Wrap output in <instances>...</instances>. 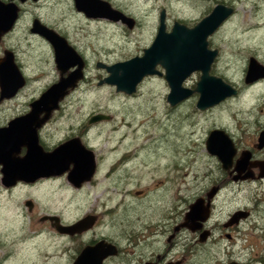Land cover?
<instances>
[{
	"label": "rangeland",
	"instance_id": "obj_1",
	"mask_svg": "<svg viewBox=\"0 0 264 264\" xmlns=\"http://www.w3.org/2000/svg\"><path fill=\"white\" fill-rule=\"evenodd\" d=\"M116 2H125V9L132 12L138 21L136 28L127 30L123 26L116 27L105 22H87L79 19L80 16L74 12H69L66 0H49L48 11L52 13L50 18L56 20L59 16L63 17L62 21L65 20V24L71 27L72 43L85 52L87 74L64 100L62 109L42 131L43 139L48 145L54 144L65 135L78 130L91 114H107L110 120L99 121L91 126L87 122L88 130L86 137L84 136L87 141L85 144L92 146L95 154L103 158L98 162L92 180L77 191L68 185L65 176L52 177L31 185H19L12 192L2 190L0 184V264H32V260L33 264H61L63 260L60 259V254L65 249L64 245L68 247L69 243L66 238L56 236L49 223L41 221L40 217L56 214L67 222L74 217L82 218L86 212L99 215V209L110 205L108 200H104L106 196L103 188L106 186L103 184L106 181L102 180L108 178L111 173L113 174L110 179L114 180L109 186L112 189L110 192L112 195L119 192L118 198L123 193L124 185H115L117 183H128L126 187L130 188L131 192L152 189L157 184L161 187L159 183H162L163 176L154 170L153 173L149 170L150 177L143 171L135 173L133 169L125 172L114 170V167L118 168V165L123 166L129 161L111 167L118 161L121 151H134L136 145L144 144L143 150L136 151L135 157L131 159L132 164L130 163L132 168L138 169L170 166L173 157L178 160L182 158L184 174L175 178L176 182L193 186L196 184V178L200 179V182L195 187L204 188L207 182L206 174L213 172V176H217L221 164L218 158L206 149L205 141L209 130L223 128L230 133L237 146L243 147L246 142L245 135L251 133L258 123H264V80L251 86L244 82L250 56L264 65V0ZM216 3L229 5L235 11L211 39L212 45L209 47L219 52L210 73L220 76L237 88L236 96L201 111L196 107L197 93L171 107L166 101L169 88L163 76L145 77L133 95L117 92L113 85L97 84L107 72L96 67V61L111 64L140 54L156 33L158 11L161 7L167 9L169 21L177 18L193 22ZM40 58L39 50L37 60ZM38 63L39 75L43 77L37 80L40 90L45 83L51 82L55 75L52 71V61L43 67L42 63ZM199 74V71L193 72L183 82L184 86L194 88ZM130 129L133 134H124L125 130ZM134 135L137 136L133 137ZM109 169L111 170L106 173ZM206 171L208 172L205 173ZM195 187L193 190L189 187L183 191L186 200L184 206L191 196L199 191L195 190ZM86 190L89 192L88 204L84 203ZM126 198L127 202L119 206L118 211L121 212L116 217L121 219L118 223L120 225L122 221H126L122 219L123 213L125 218L132 217L126 221L128 224L137 218V214L144 211H130L138 199L137 195L131 193ZM26 199L34 203L31 213L24 205ZM213 203L214 210L210 222L223 221L237 208H244L250 214L241 221L238 232H233L231 240L218 238L216 232L205 243H199L197 253L193 256V264H224L229 260L241 264H264V185L249 180L238 184L232 182L218 193ZM83 204L84 206H81ZM100 218L105 220L104 216ZM37 231L39 234L32 236ZM188 239L184 236L182 242ZM7 252L10 253L9 258L3 259Z\"/></svg>",
	"mask_w": 264,
	"mask_h": 264
},
{
	"label": "flooded vegetation",
	"instance_id": "obj_2",
	"mask_svg": "<svg viewBox=\"0 0 264 264\" xmlns=\"http://www.w3.org/2000/svg\"><path fill=\"white\" fill-rule=\"evenodd\" d=\"M66 1L69 12H74V14L80 16L79 19H83L87 22H105L108 25H114L116 27L123 26L127 30H133L138 25V21L132 15V12H129L127 9H125V2L119 3L116 2V0H92V2L96 1L100 3V1H103L108 3L110 8L116 11L115 13L119 18L118 20H113L99 15L103 14V12H93L89 11V9L86 7L82 8L76 3V0ZM216 4H214L212 7H209L207 11L201 15V18H198L197 21L193 22H188L177 18L169 21L167 9L165 7H161L158 11V24L156 27V32L159 26V19L162 10L164 11L163 16L165 27L168 31L171 29L175 21L185 24L188 27L194 26L203 17L208 15ZM48 5L49 0H0V130L8 128L15 119L28 114L32 108L31 104L35 100L39 99L40 96L49 87L57 83L61 77L66 78L68 74L75 69L77 65H75V67L69 66L66 70H62L59 67L55 46H57V44L59 45L58 40H60L68 47L73 48L75 52L81 57L83 62V66L81 68L82 77L77 81V84L74 88L67 89V92L61 99H59L57 107L51 111L48 119H46L41 126L36 128L35 134L37 136L38 144L43 148L44 151H51L69 139L78 138L80 142L85 147L91 149L95 155L96 168L93 174L94 176L97 170L98 162L103 157H98L97 154H95L92 146L85 144V142H87L84 139V136L86 137L88 130L87 122L88 125L91 126V124H95L99 121L110 120V117L109 119L89 122L90 118L97 113L91 114L87 118L86 123L80 125L78 130L65 135L62 140H58L54 144L48 145L43 139L44 136H42V131L62 109L64 100L74 89L78 87V85L85 79V75L87 74V60L85 57V52L81 51L75 44L72 43L70 39L71 27L65 24V20L62 21L63 17L59 16L56 20L51 19L50 16L52 13L48 11ZM220 27L216 29L211 35H209L208 47L209 45H212L211 39L213 38L214 33H216ZM144 48H142L140 54L138 55L142 54ZM39 50L41 51V58L37 60ZM133 56H130L129 58ZM50 61H52V65L54 67L52 71L55 77H53L51 82L45 83L42 89L39 90L40 87L37 80H39V77L40 79L43 77L39 75L38 62H40V64L42 63L41 67H43L44 64L47 65L50 63ZM99 64L101 65L106 63L100 60L96 61L95 63L96 67L105 70ZM104 77L105 76L102 78ZM102 78L97 81L98 85H102L99 84V81ZM263 80L264 77H260L252 82H246L244 76V82L247 84V86H251ZM259 84L262 85L263 83ZM135 92L132 94L123 93L126 95H133ZM45 115L46 111H42L38 114V117L43 118ZM133 130L135 129L133 128ZM89 131H91V128ZM96 132L98 133L99 130H96ZM127 132L132 133V130H125L124 134H127ZM262 133H264V123L260 122L254 127V130L251 133L245 135L246 142L243 147L237 146L230 133H228L237 149L233 164L228 169H224L220 164L217 176H213V172L207 173L209 170L206 171L205 173H207V177L205 179L207 182L204 184V188L195 187L200 182V179L196 178L194 179L196 184L193 186H185L184 183L179 184L176 182L175 178L180 175L183 176L184 174L182 172L184 169V161L182 158L178 160L177 157H173L171 159L173 162L171 161L170 166L164 165V167L155 169H145V167L138 169L137 167H131V159L135 157L137 150H143L144 144L136 145V150L134 151L132 149V151L130 149L121 151L118 161H116L111 167H113L115 164H124L126 161H129L123 166L118 165V168L114 167V170L118 169L125 172L133 169L135 170V173L143 171V173H146L147 175L149 170H151L152 173L154 170V172H159L163 176L161 179L162 183H159L161 184V187L157 184L152 189L134 190L131 192L132 190L126 187L128 183H117L115 185H124V188L122 189L123 193H121L118 198L117 194H119V192L114 195H112L110 192L112 189L109 186L114 180L113 178L110 179L111 174H113L111 173L108 178H104V180H102L106 181L103 184L106 186L105 189L103 188L106 196L104 200H108L110 205H108L107 208L102 207V209H99V215L95 214L94 212H86L82 218L87 215H91L94 217V221L88 229L82 230L80 232H59L54 226H52L51 221L47 219L42 220L41 217L44 216L42 215L40 220L47 221L54 229V234L60 238H66V242L69 243L68 247L67 245H64L65 249L63 253L60 254V259L63 260L61 264H74L83 249L87 247H94L100 243L101 244L98 248V251H94L90 256H88L84 264H96L99 256L101 257L98 261V264H193V256L197 253L199 243H205L209 238L213 237L216 232H218V238L225 237L228 240H231L233 238V232H235V234L238 232L241 221L247 218L250 212L244 208H237L230 212L223 219V221L210 222L212 218V211L214 210L213 201L217 197L218 193L229 186L232 182L238 184L249 180L259 182L261 185H264V136L261 135ZM136 136L137 135H134L133 137ZM243 152H248L249 157L246 159L244 170L238 171L234 167L236 165V160L241 157ZM25 153L26 147L21 145L17 155L23 156ZM129 153L132 154L129 155ZM71 167L72 164L69 165L68 170L71 169ZM1 170L2 165H0V184L2 186V190L4 189L7 192H12L19 185H31L41 180H48L52 179V177L57 178L62 176H65L68 185L72 186L74 191H77L80 190L85 183L92 180L90 179L89 181L81 183L79 186H74V184L68 180V170H66L59 175L38 178L34 182L17 181L14 185L5 186L2 181L3 172ZM110 170L111 169L106 171V173H108ZM189 187H192V190L193 187H195V190L199 191L194 193L184 206V202L186 200L184 199L183 191ZM211 191V196L207 198V193ZM85 192L86 195L84 196V203L88 204L89 192L87 190ZM131 193H133L135 196L137 195L138 199L135 201L130 211H132V213H135L140 209H144V211L137 214V218L128 224H126V221L132 217L130 216L125 218V215L122 212V219H125L126 221L125 223L122 221L120 225L118 223L121 219L116 218L121 212L118 211L119 206H123V204L127 202L126 196H129ZM199 198L203 199L202 209L203 207L206 208L207 216L205 219L199 217H193L192 220L186 219V212L189 210V206ZM27 201H30L31 205L26 203ZM24 205L27 207L29 213L33 212L34 203L32 200L26 199L24 201ZM81 206H84V204ZM97 206H99L98 202ZM76 208L79 209V206L76 205ZM204 210L205 209H203L201 214L204 213ZM238 210L246 211V217L240 218L238 221L230 223L233 213ZM48 215L57 216L56 214ZM101 216H104L105 220H102L100 218ZM57 217L59 218V223L63 225H72L79 220V218L74 217L73 220L65 222L61 219V217ZM34 233L35 235H32L34 237L39 234L38 231ZM184 236L189 238L188 241L182 242V238H184ZM9 255L10 253L7 252L4 254L3 259L9 258ZM230 261L233 260H229L224 264H227ZM33 263L34 260H32V264Z\"/></svg>",
	"mask_w": 264,
	"mask_h": 264
},
{
	"label": "water",
	"instance_id": "obj_3",
	"mask_svg": "<svg viewBox=\"0 0 264 264\" xmlns=\"http://www.w3.org/2000/svg\"><path fill=\"white\" fill-rule=\"evenodd\" d=\"M76 3L82 8H88L89 11L103 12V14H99L103 17L113 20L119 19L115 13L116 11L111 9L106 2L76 0ZM163 13L162 10L156 35L151 44L143 49L141 55L117 61L110 65L99 64L107 72V75L99 81V84L113 85L118 92L132 94L145 77L163 76L169 88L166 101L170 106H174L197 93L196 107L201 111L236 95L237 88L220 76L210 73L218 50L208 47L209 35L233 15L234 8L218 3L208 15L194 26L188 27L175 21L168 31L165 27ZM58 42L59 45L57 44L55 49L59 67L66 70L69 66H77L66 78L61 77L39 99L35 100L31 104L32 108L28 114L15 119L8 128L0 130V165H2V181L5 186L14 185L17 181L34 182L38 178L59 175L68 170L70 164H72V167L67 172V178L74 186L89 181L95 172V155L78 138L69 139L51 151H44L38 144L35 134L36 128L48 119L51 111L57 107L59 99L67 92V89L74 88L77 81L82 77L83 62L81 57L73 48L68 47L60 40ZM195 71L200 72L195 87L184 86L183 82ZM260 77H264V65L259 63L255 57L250 56L245 81L252 82ZM42 111H46V115L39 118L38 114ZM109 117L107 114L97 113L90 118L89 122L109 119ZM261 135L264 136V133ZM21 145L26 147V153L23 156H18L17 153ZM205 145L207 151L218 158L224 169L232 166L237 149L232 138L225 130L211 129L207 135ZM248 157L249 153L243 152L241 157L236 160L234 168L238 171L244 170ZM211 193L212 191L207 193V198L211 196ZM202 200V198L196 199L189 206L186 219L192 220L193 217L205 219L207 216L206 208L203 207L205 210L201 214L203 211ZM26 203L31 205L30 201ZM246 215V211L238 210L233 213L230 223L236 222L240 218L246 217ZM41 219L51 221L52 226L63 233L80 232L88 229L94 221V217L91 215L79 219L72 225L59 223V218L55 215H44ZM100 244L83 249L74 264H84L88 256L94 251H98ZM100 257L97 259L96 264H98ZM227 264L240 263L230 261Z\"/></svg>",
	"mask_w": 264,
	"mask_h": 264
},
{
	"label": "bare ground",
	"instance_id": "obj_4",
	"mask_svg": "<svg viewBox=\"0 0 264 264\" xmlns=\"http://www.w3.org/2000/svg\"><path fill=\"white\" fill-rule=\"evenodd\" d=\"M138 151V150H137Z\"/></svg>",
	"mask_w": 264,
	"mask_h": 264
}]
</instances>
